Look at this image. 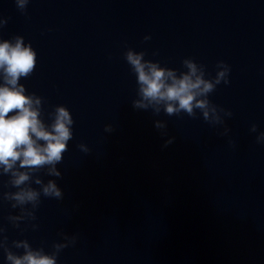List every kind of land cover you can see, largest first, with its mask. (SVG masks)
Wrapping results in <instances>:
<instances>
[{"label":"clouds","instance_id":"1","mask_svg":"<svg viewBox=\"0 0 264 264\" xmlns=\"http://www.w3.org/2000/svg\"><path fill=\"white\" fill-rule=\"evenodd\" d=\"M28 2L29 0H15L17 7L22 11ZM6 23L7 20L0 19V26ZM144 39L148 40L150 37L146 36ZM144 57L143 51L128 50L125 54L126 62L136 76L141 96L140 100L134 101V108L147 109L149 105L164 102L165 112L169 116L182 111L195 118L194 109H200L204 120H209L210 101L198 97H207L222 82L225 85L229 83L230 67L225 62L218 61L215 76L206 78L205 66L190 58L182 62L187 71L177 74L175 69L162 67L158 62L146 60ZM36 62V51L31 44L25 46L22 37H15L14 44L7 40L0 43V74L3 76V84L0 85V166L3 167L4 174L11 173V183L15 187L29 180L27 172L13 171L18 161L20 168L29 170L50 165L51 174L60 177L61 173L56 171L55 165L62 162L63 154L68 151V143L73 139L74 121L69 109L65 106L55 107L52 123L46 126L40 118L41 99L35 94H26L25 86L19 83L22 77L27 78L33 73ZM211 112H216L214 106ZM226 115L231 116V111H227ZM216 122H219L218 116ZM155 127L163 129L165 125L157 121ZM256 127L257 125L253 124L252 131H255ZM105 131H112L111 126H106ZM170 143L171 139L166 141L165 146ZM256 143L264 144V137H258ZM77 147L85 154L90 151L83 143ZM36 182L40 183L39 180ZM43 193L46 197L57 200L63 198L62 190L54 181L48 182L43 188ZM38 195L34 190L22 189L12 198L19 204L35 203ZM55 247L56 254L46 255L42 249L33 251L25 244L26 252L22 257L9 252L7 260L12 264H57L58 253L68 245Z\"/></svg>","mask_w":264,"mask_h":264}]
</instances>
